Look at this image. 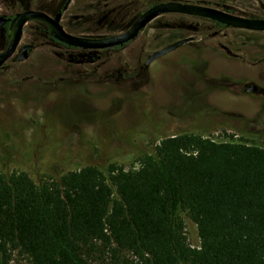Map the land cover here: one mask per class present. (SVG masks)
I'll list each match as a JSON object with an SVG mask.
<instances>
[{"label": "rangeland", "instance_id": "1", "mask_svg": "<svg viewBox=\"0 0 264 264\" xmlns=\"http://www.w3.org/2000/svg\"><path fill=\"white\" fill-rule=\"evenodd\" d=\"M148 0H69L60 24L70 34L101 38L124 32ZM230 9L264 18V0H158ZM64 0H31L54 16ZM82 11L81 15L79 12ZM0 0V16L19 13ZM177 20H153L119 51L99 59L52 44L26 25L16 52L0 67V174L24 172L35 184L69 169L110 165L139 167L169 135H196L214 141L264 147V33L233 29L187 32ZM246 32V31H245ZM191 37L192 41L144 65L154 51ZM32 46L18 61L21 46ZM6 38L0 30V52ZM222 48L226 50L223 51ZM248 85L260 92L245 93ZM178 217L188 244L197 248L195 225ZM10 264H27L14 256Z\"/></svg>", "mask_w": 264, "mask_h": 264}, {"label": "trees", "instance_id": "2", "mask_svg": "<svg viewBox=\"0 0 264 264\" xmlns=\"http://www.w3.org/2000/svg\"><path fill=\"white\" fill-rule=\"evenodd\" d=\"M7 1L10 9L49 14L31 0ZM157 3L148 0L146 8ZM169 19L181 32L204 24L227 29L184 15L156 18ZM35 25L52 44L77 52L72 60L99 59L98 51L67 47ZM179 211L196 227L197 248L186 240ZM14 256L27 264H264V147L232 136L169 135L132 170L77 167L42 184L24 172L0 174V264Z\"/></svg>", "mask_w": 264, "mask_h": 264}, {"label": "water", "instance_id": "3", "mask_svg": "<svg viewBox=\"0 0 264 264\" xmlns=\"http://www.w3.org/2000/svg\"><path fill=\"white\" fill-rule=\"evenodd\" d=\"M171 14L209 20L233 30L264 33V18H246L212 7L173 1L160 2L150 6L135 18L124 32L101 38L82 37L68 33L60 24L61 12H57L54 16H49L40 11L25 10L14 14L12 18L0 16V28H3L8 22L10 24L6 47L0 52V67L16 51L22 36V30L28 23L36 22L45 26L49 31L50 37L67 47L83 51H102L132 42L150 22L160 16ZM190 41H192L191 37L183 38L152 52L146 58L144 65L148 66L155 60L175 51ZM29 48V45L22 46L21 53L17 58L18 61L27 59ZM256 90L257 88L254 85H249L245 88V92L249 94L255 93Z\"/></svg>", "mask_w": 264, "mask_h": 264}, {"label": "flooded vegetation", "instance_id": "4", "mask_svg": "<svg viewBox=\"0 0 264 264\" xmlns=\"http://www.w3.org/2000/svg\"><path fill=\"white\" fill-rule=\"evenodd\" d=\"M63 10H64V7H63ZM24 11H25V10H24ZM34 11H36V10H34ZM20 12H22V11H20ZM40 12H41V11H40ZM58 12H62V11H58ZM43 13H44V12H43ZM56 13H57V12H56ZM56 13H55V14H56ZM45 14H46V13H45ZM55 14H54V15H55ZM47 15H48V14H47ZM49 16H50V15H49ZM61 16H62V13H61ZM2 17L9 18V17H6V16H2ZM60 20H61V18H60ZM32 23H36V22H32ZM28 24H30V23H28ZM28 24H27V25H28ZM37 24H39V23H37ZM6 25L8 26V29H9V25H10L9 22L6 23V24L4 25V27H5ZM39 25L42 26V27H44V28H46L45 26H43V25H41V24H39ZM4 27H3V28H0V30L3 31V38H4V39L6 38V44H7V34L5 35ZM23 29H24V28H23ZM46 29H47V28H46ZM227 29H229V28H227ZM47 30H48V29H47ZM22 32H23V30H22ZM7 33H8V30H7ZM48 34H49V31H48ZM91 38H92V37H91ZM20 40H21V39H20ZM19 43H20V42H19ZM18 46H19V44H18ZM24 46H26V45H24ZM5 47H6V46H5ZM29 47H31V46H29ZM17 48H18V47H17ZM21 48H22V46H21ZM21 48H20V51H21ZM4 49H5V48H4ZM16 50H17V49H16ZM107 50H109V49H107ZM222 50L226 52V50H225L224 48H222ZM29 51H30V48H29V50H28V54H29ZM102 51H104V50H102ZM15 52H16V51H15ZM15 52H14V53H15ZM98 52H100V51H98ZM20 53H21V52H20ZM28 54H27V58H28ZM19 55H20V54H19ZM19 55H18V56H19ZM12 56H13V55H12ZM12 56H11V57H12ZM11 57H10V58H11ZM10 58H9V59H10ZM17 58H18V57H17ZM3 64H4V63H3ZM3 64H2V65H3ZM248 86H249V85H248ZM246 87H247V86H246ZM246 87H245V88H246ZM245 88H244V90H243L244 92H245ZM256 88H257V87H256ZM256 92H260V91L257 89ZM256 92H255V93H256ZM245 93H246V92H245Z\"/></svg>", "mask_w": 264, "mask_h": 264}]
</instances>
